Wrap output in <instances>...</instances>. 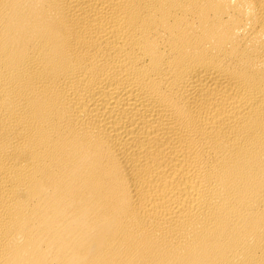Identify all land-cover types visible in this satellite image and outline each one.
I'll use <instances>...</instances> for the list:
<instances>
[{"label": "bare ground", "instance_id": "6f19581e", "mask_svg": "<svg viewBox=\"0 0 264 264\" xmlns=\"http://www.w3.org/2000/svg\"><path fill=\"white\" fill-rule=\"evenodd\" d=\"M0 264H264V0H0Z\"/></svg>", "mask_w": 264, "mask_h": 264}]
</instances>
